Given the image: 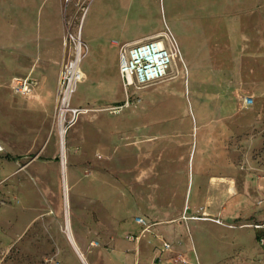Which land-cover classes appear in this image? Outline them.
<instances>
[{"label": "rangeland", "instance_id": "1", "mask_svg": "<svg viewBox=\"0 0 264 264\" xmlns=\"http://www.w3.org/2000/svg\"><path fill=\"white\" fill-rule=\"evenodd\" d=\"M160 34L175 65L125 89ZM0 264H264V0H0Z\"/></svg>", "mask_w": 264, "mask_h": 264}, {"label": "built area", "instance_id": "2", "mask_svg": "<svg viewBox=\"0 0 264 264\" xmlns=\"http://www.w3.org/2000/svg\"><path fill=\"white\" fill-rule=\"evenodd\" d=\"M74 43V54L64 60L59 74V94L58 104L61 112L65 109L71 110L74 114H79V109L70 108V101L75 92L77 82L81 79V74L77 69L78 62L84 57V43L80 36H71ZM178 55V46L172 39L166 42L159 37L147 39L145 41L128 45L119 53V73L124 83L125 89L133 85L146 86L165 78L168 70ZM17 90L23 94L30 93L31 83L29 80H17L15 83ZM247 105L253 103L252 98H246ZM128 105V100L125 103ZM141 226L148 227L146 222L137 217L135 219ZM134 239L133 237L130 238ZM164 249L169 245L163 243Z\"/></svg>", "mask_w": 264, "mask_h": 264}, {"label": "bare ground", "instance_id": "3", "mask_svg": "<svg viewBox=\"0 0 264 264\" xmlns=\"http://www.w3.org/2000/svg\"><path fill=\"white\" fill-rule=\"evenodd\" d=\"M162 36H165V37H168L166 34H160V35H157V36H155V37H162ZM154 37V38H155ZM168 39V38H167ZM175 62V61H174ZM172 65L174 66L175 64L174 63H172ZM63 114H64V112L62 111L61 112V116H62V119H63ZM61 129H60V140H61V138L63 139L64 138V131L66 130L65 128H63V127H60ZM64 143V142H63ZM63 152V151H62ZM65 153V152H64ZM63 154V153H62ZM65 165V159H64V157H63V159H62V167H65L64 166ZM64 171V170H63ZM65 172V171H64ZM65 176V175H64ZM65 188H66V186H65ZM66 192V191H65ZM67 195L68 194H66V218L68 217L67 216V206H68V198H67ZM68 220V219H67Z\"/></svg>", "mask_w": 264, "mask_h": 264}, {"label": "crops", "instance_id": "4", "mask_svg": "<svg viewBox=\"0 0 264 264\" xmlns=\"http://www.w3.org/2000/svg\"><path fill=\"white\" fill-rule=\"evenodd\" d=\"M81 23H82V20H81ZM152 38V37H151ZM151 38H147V39H151ZM147 39H139V40H136V41H133L132 43H129V45H133V44H135V43H139V42H141V41H144V40H147ZM115 61H116V63H117V65H118V69H119V54L117 55L116 54V56H115ZM126 104L125 103H121V104H118V105H116V107H124ZM137 217H135V219H136ZM135 219H134V222L135 223H137L136 221H135ZM153 224H155V223H153ZM144 227V226H143ZM149 227V226H148ZM138 239V238H137ZM131 240V239H130ZM132 240H134V239H132ZM163 243H166V242H163Z\"/></svg>", "mask_w": 264, "mask_h": 264}]
</instances>
